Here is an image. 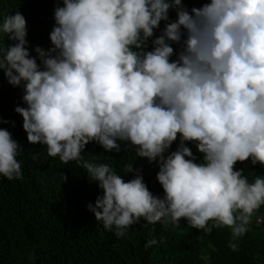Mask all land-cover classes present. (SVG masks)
<instances>
[{
	"label": "clouds",
	"instance_id": "obj_1",
	"mask_svg": "<svg viewBox=\"0 0 264 264\" xmlns=\"http://www.w3.org/2000/svg\"><path fill=\"white\" fill-rule=\"evenodd\" d=\"M54 21L52 47L36 46V57L22 14L0 23V34L16 41L0 47V70L23 87L26 106L14 111L27 142L97 182L102 194L86 209L117 238L141 220L176 226L184 218L205 232L227 226L235 251L264 204V178L250 183L234 170L246 159L264 166V0H209L190 12L181 0H62ZM160 21L167 23L153 37ZM172 44L179 50L170 60ZM178 134L177 149L167 152ZM93 141L116 152L130 144L136 157L155 161L163 196L148 190L132 163L124 173L136 174L125 181L84 159ZM21 149L0 129V175L8 180L22 178Z\"/></svg>",
	"mask_w": 264,
	"mask_h": 264
},
{
	"label": "trees",
	"instance_id": "obj_2",
	"mask_svg": "<svg viewBox=\"0 0 264 264\" xmlns=\"http://www.w3.org/2000/svg\"><path fill=\"white\" fill-rule=\"evenodd\" d=\"M208 2L181 0L189 12L192 7L199 8ZM57 5L62 6V0H0V23L6 15L22 14L26 21V47L36 57V46L45 51L52 47L49 33L55 24ZM168 17L169 21L176 19L174 9H169ZM165 23L159 22L153 37L160 34ZM150 40L147 50L151 49ZM15 42L0 34V47ZM171 46L174 53L170 60L176 59L179 50L176 44ZM23 94V87L9 84L0 70V129L8 130L21 146L16 159L23 173L19 180L0 175V264H264V204L255 211L248 231L234 241L235 251L228 247L227 226L212 227L205 232L192 228L184 218L176 226L167 221L141 220L119 238L106 231L102 222L96 221L86 209L88 203L94 204L102 194L97 182L90 181L75 162L63 164L58 157L47 155L45 145L27 142L22 117L14 111L17 106H26ZM184 143L192 151L194 162H201L202 154L195 144ZM178 144L179 134L167 152L175 151ZM82 156L89 162L109 165L125 181L136 174L124 173L125 165L132 163L148 190L163 196V189L155 179L157 163L136 157L135 147L130 144L121 142V150L116 152L105 151L93 141L85 145ZM236 169L250 183L256 176L264 178V166L253 165L247 159L236 162ZM212 223L209 221L208 225ZM152 239L156 243L145 247Z\"/></svg>",
	"mask_w": 264,
	"mask_h": 264
},
{
	"label": "rangeland",
	"instance_id": "obj_3",
	"mask_svg": "<svg viewBox=\"0 0 264 264\" xmlns=\"http://www.w3.org/2000/svg\"><path fill=\"white\" fill-rule=\"evenodd\" d=\"M259 221H260V220H257V223H260Z\"/></svg>",
	"mask_w": 264,
	"mask_h": 264
}]
</instances>
